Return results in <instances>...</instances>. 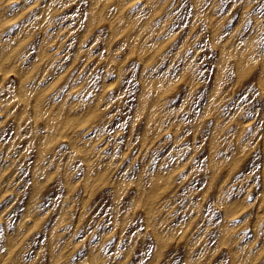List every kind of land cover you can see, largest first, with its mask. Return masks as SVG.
Segmentation results:
<instances>
[{
	"label": "rangeland",
	"instance_id": "obj_1",
	"mask_svg": "<svg viewBox=\"0 0 264 264\" xmlns=\"http://www.w3.org/2000/svg\"><path fill=\"white\" fill-rule=\"evenodd\" d=\"M0 84V264H264V0H0Z\"/></svg>",
	"mask_w": 264,
	"mask_h": 264
},
{
	"label": "bare ground",
	"instance_id": "obj_2",
	"mask_svg": "<svg viewBox=\"0 0 264 264\" xmlns=\"http://www.w3.org/2000/svg\"><path fill=\"white\" fill-rule=\"evenodd\" d=\"M15 12V11H14ZM111 19V18H110ZM111 29V28H110ZM165 34V33H164ZM22 40V39H21ZM52 42V41H51ZM14 45V44H13ZM42 52V51H41ZM37 56V55H36ZM3 59V58H2ZM25 74V73H24ZM23 76V75H22ZM1 85V84H0ZM144 93V92H143ZM219 100V99H218ZM23 110V109H22ZM35 110V109H34ZM54 121V120H53ZM63 125V124H62ZM96 141V140H95ZM81 144V143H80ZM93 153V152H92ZM147 164V163H146ZM56 166V165H55ZM164 170V169H163ZM88 180V179H87ZM157 191V190H156ZM220 191V190H219ZM31 205V204H30ZM35 214V213H34ZM196 214V213H195ZM160 235V234H159ZM17 239V238H16ZM254 240V239H253ZM233 244V243H232ZM262 249V248H261ZM157 257V256H156ZM3 260V259H2ZM68 260V259H67ZM102 260V259H101Z\"/></svg>",
	"mask_w": 264,
	"mask_h": 264
}]
</instances>
